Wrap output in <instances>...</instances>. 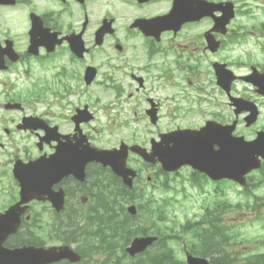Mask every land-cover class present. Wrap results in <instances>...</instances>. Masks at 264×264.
Here are the masks:
<instances>
[{
    "label": "flooded vegetation",
    "instance_id": "obj_1",
    "mask_svg": "<svg viewBox=\"0 0 264 264\" xmlns=\"http://www.w3.org/2000/svg\"><path fill=\"white\" fill-rule=\"evenodd\" d=\"M206 1L0 0V264L74 248L107 171L90 148L134 147L139 181L181 131L264 141V0Z\"/></svg>",
    "mask_w": 264,
    "mask_h": 264
},
{
    "label": "rangeland",
    "instance_id": "obj_2",
    "mask_svg": "<svg viewBox=\"0 0 264 264\" xmlns=\"http://www.w3.org/2000/svg\"><path fill=\"white\" fill-rule=\"evenodd\" d=\"M107 1L109 2L113 0ZM113 143H115V141H113ZM177 180L179 181V179ZM185 186L186 189L190 190L187 185ZM204 189L206 191V195H199V193L194 189L190 190L194 197L185 200L183 202V205L181 206L178 202L177 206H179V208L175 207L174 212L172 214L174 217H171L168 213V218H175L178 223H184L188 219H191L192 221L197 220L202 211V206L204 205L203 199H205L207 196H210L211 198V195L213 194V191L210 187H204ZM252 196H258V199H261L264 202V187H259L255 189ZM176 198L178 201H180L182 199V195H177ZM225 200L228 202V205L234 208L239 204L242 205L243 202L241 201L244 200V196L240 194L239 188L235 187L226 191ZM205 207L211 208L212 204L209 203ZM259 213L264 214V206L259 209ZM257 217V215H245L242 211H235L233 209L227 212L226 214L222 215V224L224 226L229 227L228 229L231 230V233H238L235 242V246L237 247L233 251H237V249L240 248L242 252L248 251L250 255H258L264 253V247H260L261 241H264V220H257ZM101 223L102 221H93L85 223V233L87 238L90 240V247L92 253H95L93 256L92 264H104L105 262L100 256L102 254H99L103 253L101 247L102 244H99L100 237L95 232L97 230V227H100ZM166 223V225L168 226H170L171 224L169 221ZM157 226L163 227V225L160 223H157ZM100 229L101 228H99V230ZM99 233L102 235L101 237L105 238V230H102ZM232 235L233 234H231V236ZM172 246L176 245L172 244Z\"/></svg>",
    "mask_w": 264,
    "mask_h": 264
},
{
    "label": "trees",
    "instance_id": "obj_3",
    "mask_svg": "<svg viewBox=\"0 0 264 264\" xmlns=\"http://www.w3.org/2000/svg\"><path fill=\"white\" fill-rule=\"evenodd\" d=\"M126 195V194H125ZM254 207V206H253ZM241 209L252 208V207H240ZM257 208H252V212L255 214H260ZM110 212L116 214V208L113 206L112 208L107 206V218L106 220L100 224L98 227V233L102 230L106 231L105 238L101 237L102 235L99 234V244H102L101 247L104 248H124L130 240L135 236L142 233H147V229L144 227H140L137 223H135L134 219L129 217L125 211L123 210L121 218H116L114 216L111 217ZM258 220H264V216H258ZM207 220L211 219V226H212V236L209 239V245L205 247L203 250L204 257H208L211 260L212 264H232L237 261L233 254L227 253V249L229 248L227 244L229 242L234 243L236 242V236L238 233H233L231 236V230L228 229L229 227H222L221 226V219L220 214L212 213L205 217ZM118 220V222H117ZM99 228H101L99 230ZM211 231V229L209 230ZM170 240L178 243L179 237L173 236L170 237ZM205 246V245H202ZM210 248V253H207L206 249ZM216 250V251H215ZM215 251V252H214ZM238 257V255H236ZM253 263L264 264V255H258L256 258L252 257ZM248 262V260L243 261ZM135 264H146L137 262ZM152 264V263H151Z\"/></svg>",
    "mask_w": 264,
    "mask_h": 264
},
{
    "label": "water",
    "instance_id": "obj_4",
    "mask_svg": "<svg viewBox=\"0 0 264 264\" xmlns=\"http://www.w3.org/2000/svg\"><path fill=\"white\" fill-rule=\"evenodd\" d=\"M256 144H250L247 146L248 150H255ZM106 154L103 155V160L105 161L106 165L110 166L112 170L119 176L126 177L129 172L125 169V155H116L112 152H105ZM257 152H255L254 155H256ZM195 156H187L185 158H179L178 156L173 157L174 159H171L170 157L163 158L164 168L171 169L173 166H176L177 164H184L192 162V164L196 163ZM256 159V158H255ZM252 159L250 162L249 167L245 170H240L239 173L238 169L235 167L236 164H232L231 162V170L228 174L220 173L219 175H215L214 179H220V178H229L232 179L242 185H244L243 175L254 168H257L256 160ZM239 161V159H235V162ZM224 168H227L224 166ZM230 168V167H229ZM214 177V176H213ZM129 211L133 214L134 209L130 208ZM152 239L145 238V239H136L131 244V247L128 249V252L131 255H134L136 253L141 252L146 246H148L151 243ZM190 264H206L204 260H189Z\"/></svg>",
    "mask_w": 264,
    "mask_h": 264
}]
</instances>
